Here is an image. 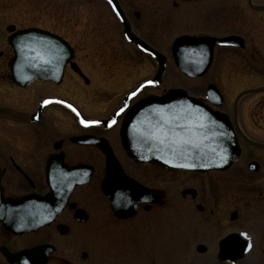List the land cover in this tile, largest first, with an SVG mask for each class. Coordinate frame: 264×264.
<instances>
[{"label":"flooded vegetation","instance_id":"flooded-vegetation-1","mask_svg":"<svg viewBox=\"0 0 264 264\" xmlns=\"http://www.w3.org/2000/svg\"><path fill=\"white\" fill-rule=\"evenodd\" d=\"M102 16L110 42L95 37L93 54L84 56L82 35L100 33L105 27ZM27 30L53 35L71 50L72 57L60 78L37 79L24 86L11 78L9 63L14 53L9 40ZM67 31L75 34L74 42L67 39ZM114 34L115 42L111 38ZM127 36L135 37L156 54L142 51L143 47ZM183 36L197 39L189 44V62L207 63L210 59L201 76L187 77L177 66L178 48L173 45ZM226 39L228 43L222 44ZM195 43H199L197 48ZM260 50L264 51V0H0V129L8 127L11 133H0L5 142V146L0 145V211H11L6 200L37 195L47 198L44 209L48 217L54 213L46 225L20 234L4 229L0 220V264H9L4 253L12 256L36 248L40 252L30 255L27 264H39L43 258L44 264H88L89 260L111 264L99 255L106 238L112 235L122 241L117 264H132V252L140 244L143 247L151 226H155V236L161 226L152 251L154 264L167 263L171 257L174 263L172 243L167 246L161 240L162 233L168 237V231L163 232L167 225L162 223L163 212L170 219L167 226L172 239L176 235L171 234L172 228L184 220L193 227L200 224L210 233L217 232L213 248L199 240L191 255L186 252L188 259L207 255L219 264V244L229 236L245 241L244 257L252 254L264 258V251L255 247V240L264 243V78L241 88L232 100L228 94L231 83L226 79L244 76L242 58L249 59L259 73L256 76L263 75L257 65L264 58ZM117 51H135L150 62L153 74L145 75V70L140 71L135 64L121 65ZM88 60L97 65L87 64ZM159 62L163 65L158 85L142 89L125 103L130 92L156 77ZM136 71L135 78L142 80L136 83L133 78L121 92L110 96L107 102L114 97L116 100L105 110L107 102H99L98 96L104 98L105 92L117 90ZM176 76L201 81L184 90L187 97L227 118L238 150V157L228 168L206 173L168 170L134 163L126 155L121 127L127 112L139 100L162 98L179 89L170 87ZM249 90L253 92L242 94ZM246 101L250 105L242 107ZM82 108L91 113H83ZM82 120L98 123L83 124ZM111 156L130 181L120 172L116 182L109 180L113 193L107 197L101 187ZM147 169L156 172L161 184L160 177H166L162 174L172 176L168 187L174 192L149 185ZM76 181L82 183L73 185ZM116 184L124 188V194L115 191ZM179 196L189 206L181 214ZM96 206L100 209L97 213ZM244 222L250 224L242 227ZM93 248L91 258L88 255ZM109 248L106 245L105 249ZM143 252L138 264H144Z\"/></svg>","mask_w":264,"mask_h":264},{"label":"water","instance_id":"water-1","mask_svg":"<svg viewBox=\"0 0 264 264\" xmlns=\"http://www.w3.org/2000/svg\"><path fill=\"white\" fill-rule=\"evenodd\" d=\"M130 38L139 43L144 51L152 55L156 54L136 38L132 36ZM193 40L197 39L183 36L173 45V48H178V55L175 56L177 66L188 77L203 75L210 61L208 58L205 64L189 62L188 49ZM221 43L227 44L228 39ZM9 44L14 53L9 63L10 76L21 86L37 79L60 78L66 62L72 57L71 50L62 40L42 31H22L12 35ZM198 44L195 43L194 47L197 48ZM162 65L163 62H159V70L156 74L158 78H154L155 83L160 80ZM145 85L149 83L142 87ZM251 92L253 91L249 90L242 94ZM187 101L190 102L188 106ZM171 102L172 109H166L164 104ZM160 113L164 116L162 119L159 118ZM124 121L121 128V143L128 158L135 163H148L168 170L185 169L206 173L211 170H224L238 157L233 132L227 118L201 107L195 100L189 99L181 89L170 90L162 98L147 97L139 101L130 109ZM111 160L112 162H107L108 175L101 187L107 197L112 196L113 193L108 187L109 180L115 181L120 172L123 178L129 180L123 175L112 156ZM79 183L82 182L73 185ZM115 186L117 193L124 194L123 187L120 188L117 184ZM53 196L54 194L51 193L49 197L53 199ZM4 202L11 206V211H0V220L6 230L25 226H28V229H37L49 223L54 215L52 213L48 217L44 209L46 197L29 195ZM112 209L117 211L115 207ZM245 246L243 239L238 236L223 239L219 244V261L234 262L240 259L243 257ZM40 250L36 248L12 256L7 253L4 255L10 264H27L29 256ZM44 261L43 258L39 264H44Z\"/></svg>","mask_w":264,"mask_h":264},{"label":"rangeland","instance_id":"rangeland-1","mask_svg":"<svg viewBox=\"0 0 264 264\" xmlns=\"http://www.w3.org/2000/svg\"><path fill=\"white\" fill-rule=\"evenodd\" d=\"M102 17H103V21H104L103 24L105 27L103 28L102 31H99L100 33L96 32L95 34H93V33L87 32V33H84L82 35L81 41H82L83 46L86 48L82 52V55H84V56L86 54H88V55L91 53L93 54L92 40L95 37H101L104 41L110 42V33H107L108 28L106 26L105 16H102ZM84 24H85V17H84ZM65 35H66L67 39L74 42V35L75 34L67 31L65 33ZM115 35L116 34L111 36L113 42H115V40H114ZM122 52L123 51H117L116 52V54H118L117 58L120 59L121 65H124L125 67H127V66H134V64H135V65L139 66V69H141L140 71L145 70V75H146V73L148 74V76L153 74V70L151 69L152 66L148 60L143 59L137 53L135 54V51H126L125 54H124L125 51L123 52V54H122ZM259 52L264 53V51H261V50ZM88 59H90V58H88ZM239 61L241 62V70H242L241 74L244 76H240L239 78L238 77L226 78L227 80H230V83H231L230 89L228 90L229 98L231 100L233 99L235 94L239 92V90L241 88H243L245 86H249V85H255L256 83L263 81L262 78H264V58L259 60V62L257 64L259 67V71H261V73L263 74L261 76H256V74L258 75L259 73H257L254 70L252 65L249 63V59L242 58ZM85 62L87 64H94V66L97 65L96 61H92V60L89 61L88 60ZM137 73H138V71H136V73L133 72V74L131 73V75H130L131 78H128L124 81L122 80L124 82V84L121 87H119L117 90H114L113 92H105L103 94L104 98H102L101 96H98L99 102H102V100L104 102H107L108 98L110 96H112L114 94L117 95L119 92H121V90L124 89L126 85H128V82H130V80H132L133 78H135L138 75ZM1 74L2 73H0V77H1ZM94 74L96 75L97 73H94ZM143 74L144 73H140V75H143ZM245 75H247V76H245ZM106 76H107V74H106ZM176 77L177 78H176L175 82L171 83L170 87L173 86V87H177V88H180L183 90H190V89H193V87H191L193 85V83H198V84L201 83V81L192 82L190 80V78H182L181 76H176ZM142 78L143 77H141L139 79L135 78V80H137L136 83L141 81ZM162 87L167 88V87H169V85H163ZM114 100H116V97H114L113 100H111V101L107 102V104H105V110H107L109 108L110 103ZM249 105H250V101H246L242 105V107H247ZM82 111L85 114L91 113L90 110L85 109V108H82ZM100 114H101V112H100ZM2 132H6L7 135L11 134L8 130V127H5V126H3L2 129H0V133H2ZM3 138H4V136L0 135V140H1L0 145L5 146L4 145L5 142H4ZM2 146H1V148L4 149V147H2ZM162 175H166V177H160V181L162 182V184H161L158 180L159 176H157L156 172L153 170L147 169V171H146V182L151 186H159V187L162 186L163 188L166 189L167 193L174 192V191L170 190V187H168L172 176H168L167 174H162ZM181 178H183V177H181ZM181 178H178V181ZM157 181H158V183H156ZM180 183L183 184L182 179L180 180ZM179 187H183V186H179ZM177 202H178L179 209H182L179 211L180 214H181V212H184L183 210H185L187 208L189 209V206L187 205L186 200H182L180 198V196H179ZM97 208H99V207L96 206L95 213L100 211V209H97ZM162 218H163L162 223H165V224H163V226H165L166 224L169 225L168 220H170V219L168 218V216L165 215L164 212H163ZM158 223H161V222H158ZM246 224H250V223L244 222L242 227L246 226ZM167 225L164 227L163 232L168 231V233H167L168 237L166 239L162 233L161 240L164 244H167V246H169V243L170 244L172 243V245H173L172 250H174V252H175V262L173 263V261H172L173 259H171L172 258L171 257L167 263L162 261V263L159 262V264H216L217 263L213 257L207 256V255L197 256L194 260H193V258H192V260H191V258L188 259L185 256L186 252H188V255H191V250L193 251V247L195 246V244L197 242H199V240L206 242V244L210 248H213V245H215V243H213L214 239L218 238V234L216 231L214 233H210L207 228L201 226L200 224H197L196 226L193 227L190 224H188L187 221L184 220V222H180V221L178 222V226L176 227V229L172 228L171 234L176 232V235H177V237L175 235L172 239L170 236V232H169V226H167ZM86 226L90 227V222ZM159 229H161V226H158L157 233L155 236L153 234L156 231L155 226H151L149 228V231H148V233L145 237V240L143 242V247L141 248V244H140V247L135 248V251H133L131 254L132 264H138V262L140 261L139 260L140 253L143 250H145V253L143 252L144 253V264H154V262H153L154 255H153L152 251H154L156 249V239L159 238V233H160ZM220 233H222L221 229H220ZM89 235H90V237H92L91 231L89 232ZM119 239H121V238H119ZM119 239L117 238L116 235H112L111 237L106 238L107 243L105 244L104 247H102L103 250L101 251L99 258L101 257V258H104L105 260H109L111 262V264L112 263L117 264V260H116V258L118 257L117 256L118 255L117 250H118V247H120L122 245V241H120ZM108 243L111 245H108ZM106 245L110 246V248L105 249ZM255 247H257V250H259L261 252L264 251V243L262 244L259 241L255 240ZM163 249L165 250V247ZM170 249H171V247H169V250ZM94 252H95V248L91 249L88 256H90L91 258L94 257ZM251 255L252 254H249L247 257H244L243 259H241L236 264H264V258H262V256L254 257L253 255L252 256ZM189 260H190V262H188ZM93 262H94L93 260H89L87 263L93 264ZM155 264H156V262H155Z\"/></svg>","mask_w":264,"mask_h":264},{"label":"snow or ice","instance_id":"snow-or-ice-1","mask_svg":"<svg viewBox=\"0 0 264 264\" xmlns=\"http://www.w3.org/2000/svg\"><path fill=\"white\" fill-rule=\"evenodd\" d=\"M109 2L111 3V0H109ZM149 83H151V81H149ZM133 95H135V93H133ZM44 103H48V101H44ZM69 107H71V106L69 105ZM81 123H83V124H90V123H98V122L82 120ZM250 247H251V244H249V248Z\"/></svg>","mask_w":264,"mask_h":264}]
</instances>
